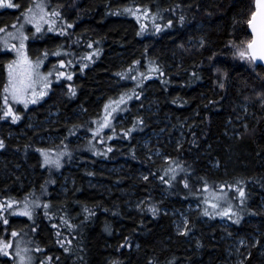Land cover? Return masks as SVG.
Instances as JSON below:
<instances>
[{"label": "trees", "instance_id": "1", "mask_svg": "<svg viewBox=\"0 0 264 264\" xmlns=\"http://www.w3.org/2000/svg\"><path fill=\"white\" fill-rule=\"evenodd\" d=\"M14 2L21 7L0 8V27L18 26L23 22L21 13L37 0ZM45 2L50 7L62 5L58 9L61 26L79 38L81 46L69 57L48 56L42 68L46 72L59 65L60 59L71 60L62 71L70 72L72 80L52 84L37 105L27 109L14 105L21 115L19 121L0 120V139L6 145L0 149V201L39 197L41 205L50 202V218L41 207L32 220L16 215L9 217V225L0 223V231L7 228L4 237L13 244L18 236L29 238L36 264L45 256L53 258L52 264H112L113 260L120 264H224L226 246L219 227L224 221L230 234L258 238V246L248 248L250 255L244 264H259L257 252L264 244V108L257 93L264 92V69L239 56V51H247L251 39L247 25L253 0ZM137 7L139 20L125 11ZM145 9L148 18L143 15ZM168 20L172 25L165 27ZM141 24L146 27L141 29ZM31 27L25 25L29 35L25 43L32 59L59 46L60 37L46 31L47 25L35 37ZM8 51L0 43V93L7 80L6 65L15 58V53L4 54ZM89 54L91 61L83 59ZM83 64L87 67L82 68ZM133 89L139 98L134 96L121 106L124 111L115 114V134L105 129L93 139L89 129L96 126L104 105ZM242 105L253 111L244 129L238 127ZM47 112H57L53 123L28 127L29 117L41 121ZM123 118L125 123L120 124ZM133 124L136 128L125 137L124 131ZM231 128L239 134L234 144L225 137ZM150 133L158 135L157 139L150 137L151 144L171 159L151 160L144 155L141 141ZM49 135L59 137L63 144L48 146L43 140ZM109 146L112 151L103 155ZM40 148L64 149L62 167H46L37 151ZM176 163L184 170L177 169V179L171 184L162 183L159 177ZM62 178L69 183L64 194L59 191ZM238 181H243L239 186L245 189L243 205L235 190ZM205 182L226 194L222 207L230 202L234 212L243 209L239 224L235 216L215 215L220 209L203 203ZM136 201H141V214L128 210ZM188 204L197 209L188 217L187 234L177 235L172 218L163 209H184ZM152 206L158 209L155 215ZM205 208L210 215H203ZM12 230L19 235L11 237ZM62 244L70 251L65 252ZM36 247L43 251L35 252ZM0 264H13V257L0 254Z\"/></svg>", "mask_w": 264, "mask_h": 264}, {"label": "snow or ice", "instance_id": "2", "mask_svg": "<svg viewBox=\"0 0 264 264\" xmlns=\"http://www.w3.org/2000/svg\"><path fill=\"white\" fill-rule=\"evenodd\" d=\"M257 11L252 13V19L248 21V24L253 28V31H257V26H259V35H260V42L259 46L255 44V42L250 43L248 45L251 52L247 51H239V56L241 58L248 57L250 60H264V0H256ZM21 5L15 3L14 0H0V8H20ZM62 5H58L57 7H50L49 4L45 2V0H37L34 4L29 6L21 13V18L23 20L22 23L12 24L11 26L5 25L4 27H0V33H4V37H0V43H2L3 48L9 50L4 54L15 53V58L8 61L7 67V80L3 85L2 93H0V99L3 101V106L0 108V120H8L9 118L13 123L19 121L21 119L20 112L18 110H14V105H23L25 109L29 107L30 104H37L40 100H42L45 96L48 95V91L51 88L53 79L59 80L61 77H66L67 80H72V75L70 73H66L62 71L66 65L70 66L72 64L71 60L67 62L64 59H60L58 64L60 66L57 69L55 66L47 72L41 71V67L44 64V60L47 59L49 56V52L45 50L41 53L40 56L36 57V59H32L29 55L27 50L26 41L29 40V35L25 30V25H32L34 26V32L32 33L35 36L37 33L43 34L45 31V25H47L46 31H59L61 35L65 34L64 28L57 29L56 25V18H62L61 13L58 10ZM126 12L130 13L131 15L136 16L137 20L140 19V16L137 15L139 12V8L137 7L135 10L133 8H126ZM149 10L145 9L143 15L145 18H148ZM20 19V18H18ZM153 20H155V16H153ZM180 20L183 21L184 17L181 16ZM172 20H168L165 27L171 26ZM11 27L13 31H8V28ZM68 28L72 27V24L67 25ZM146 25L141 24V29L145 28ZM157 31H160L161 26L159 24L155 25ZM18 41L19 43H12L11 41ZM92 47L91 44L88 45ZM62 47V46H61ZM61 51L58 49L57 51L51 53V55L61 56ZM69 53H64V55H68ZM85 60H91L92 56L89 54L88 56L84 57ZM136 63H139L138 61ZM83 67H87L86 64L82 65ZM158 71L159 69H154ZM216 71H220L216 69ZM123 77L122 73H117ZM143 75V74H141ZM226 75V74H225ZM131 79L135 80L136 77H130ZM220 88H224V84H219ZM71 94L75 95L74 89H71ZM134 96H136L135 89L132 90L131 94L129 93H122L119 95L117 99L110 100L108 103L104 105V115L102 118L97 119L95 122L96 127L90 128L89 131L93 133V139H97L101 137L104 133L105 129H111L113 134H115V127L112 125V120L115 119L116 113L120 111H124L122 105H125L127 101L131 100ZM259 98V102L262 108H264V92L257 93ZM138 99L139 97L136 96ZM247 99V98H246ZM175 102V101H174ZM140 123H143L141 120ZM136 124H133L132 129H128L124 131V136L127 137L131 134L132 130L136 128ZM75 127V126H74ZM246 127V126H245ZM69 134H73L70 130ZM107 139L111 140L112 136H107ZM100 143H104V139H100ZM63 144V141H61ZM5 141L0 139V149L5 148ZM59 147V146H57ZM68 146L65 145L64 148L66 149ZM95 147L94 145L92 146ZM43 157H44V164L48 165L50 168L55 167L59 169L62 167L61 158L66 154L63 149L58 151L55 156H52L51 153L54 151L53 149H37ZM112 151V147L109 146L107 151L103 153V155H107L108 152ZM96 155H101L99 151H96ZM67 155H71V153H67ZM165 159H171L170 157H165ZM177 169L183 171L184 169L179 163H176L175 167H168L165 170V175L160 176L159 179L164 184H171L172 181L177 179ZM165 177H168L167 179ZM148 176H144V180H148ZM51 183H55V181H51ZM184 187L188 188L189 183L187 178L183 180ZM243 184V181H238L237 185L235 186L236 192L239 194L240 204L243 205L245 202V189L239 185ZM221 187H225L222 185ZM227 187L231 188L233 185H227ZM203 192L206 194V198L203 200L205 205H211L212 209H220L216 211L215 215L225 216L229 219L232 216H235V223L239 224L241 221V217L239 215L240 211H243L242 208L238 209L237 211H233L232 204L227 202V207H222L220 201L224 200L226 194L216 192L209 188V185L205 182L203 184ZM215 200L216 202H213ZM43 207L44 215L49 216V208L50 202H45L41 205L39 197L31 199L29 197H25L23 201H17L13 199H8L5 201H0V223L7 226L9 225V217L11 216H23L27 217L29 220L33 219L34 214L36 213L37 209ZM84 211L91 215V211L85 207ZM150 211H152L153 215H155L158 211L154 206L150 207ZM231 213V215H230ZM7 214V215H5ZM203 215L207 216L210 215L208 208H205L203 211ZM65 224H68V220L65 217L60 218ZM189 223L187 218L184 220V225L186 226ZM54 227H58L54 225ZM69 227H75V225H70ZM179 228V225H178ZM35 229H33L34 231ZM106 231H110V228L106 226ZM7 232V228L4 229ZM188 229L187 227L184 228L183 234H187ZM11 237H17L19 233L16 230H12L10 233ZM60 235L59 233L57 234ZM58 244L60 240L57 239L56 241ZM66 243L70 244L71 241H67ZM241 244L244 243L243 240L240 241ZM259 243V241H257ZM65 252H69L70 249L63 244L61 245ZM123 247V245H121ZM14 248V252L10 251V249ZM43 250L39 247L35 248V252H42ZM0 254L4 256H12L13 257V264H35L36 258L32 254V250L27 247L22 241L17 240L15 244L12 241L7 239V237L0 238ZM58 259V258H57ZM53 258L51 256H45L44 259L39 261V264H52ZM112 264H120L119 261L113 260ZM243 264V261H241Z\"/></svg>", "mask_w": 264, "mask_h": 264}, {"label": "rangeland", "instance_id": "3", "mask_svg": "<svg viewBox=\"0 0 264 264\" xmlns=\"http://www.w3.org/2000/svg\"><path fill=\"white\" fill-rule=\"evenodd\" d=\"M2 9H10L11 10V9H16V8H2ZM60 20H61V18H56L55 27L57 29L63 28L61 26ZM31 28H32V32H34V26L31 27ZM10 31H13V29H11ZM51 35L60 37L59 38L60 40L58 42L59 46L57 48L51 47V49H53L51 53H53V52H55V51H57L59 49L62 54H61V56H55V55H51V53H50L49 54V56H51L50 58H58V59L62 58L64 53H69L67 55V57H69L71 54H73L76 51V49H79L80 46H81V40L79 38H76L74 35H72L70 32H68L66 30H65V34L64 35H61L59 33V31H52ZM13 41H15V40H13ZM63 47L66 48V49H64ZM41 53H43V52H41ZM34 59H36V58H34ZM88 61H91V60H88ZM45 63H46V59L44 60V64ZM44 64L41 67V71H42V68H43ZM53 66H55L57 69L60 68L59 65L54 64V65H52L50 67L49 70H51L53 68ZM65 72L66 73H70V72H67V71H65ZM61 79L65 80L67 78L66 77H61L59 80L53 79L52 84H59ZM32 105H37V104H30L29 107L32 106ZM22 107H23V105H22ZM240 108H241L240 110L242 111V113H241V118L238 120V124H239L238 127L244 129L245 126H246V120L249 119L253 115V111H251L247 105H242V106H240ZM56 115H57V112H47L46 113V117L43 118L41 121H38L35 118H30L29 117L27 119L28 123H29L28 127L29 128H42L44 124H48L50 122L53 123V118ZM103 115H104V111L102 112L100 118H102ZM124 123H125V118L122 119L120 124H124ZM238 135L239 134L236 131H234L233 128L229 129L225 133V137L227 138V140L231 144H234L235 140L238 141V139H239ZM151 136H152L153 139H157L158 138V135H153V134L150 133V136L144 137V139L142 141H141L140 137L137 139L138 143H139V140L141 141V149H142L144 155L146 157L150 158L151 160H155V159H159V160H162V161L165 160V156L160 151V149H158L155 144H153V145L151 144V139H150ZM80 138L83 139L82 137H80ZM43 141L48 146H51L55 142L60 143L61 139L59 137L56 138V137H53V136L49 135V136H46ZM56 153L57 152H52L51 155L55 156ZM43 161H44V158H43ZM45 166L50 168L48 165H45ZM51 168H53V167H51ZM67 183H68L67 182V178H64L63 181H62V187L59 189V191L62 194H64V192L66 191ZM196 209H197L196 205H194V204H190L189 205L188 204L184 209H163V210H164V212L168 213V215L172 218V226H173L174 232L177 235H181V234H183L184 228L186 227L184 225L185 218H187V220H188L189 215L191 213H193ZM128 210L134 211V212H137V213L141 214V212H142V210H141V201H136V202H133L132 204H130V206H128ZM262 210H264V205L262 206ZM203 222L206 223V224L208 223L205 220ZM178 225H179V228H178ZM219 227H220V231L222 233L221 234V240L225 243V246H226V249H225V263L224 264H241V261H243V264H244L245 261L248 259L249 255H250L249 251H248V248L249 247H252V248L257 247L258 246V243H257L258 238L256 236H254V235H248L247 237H244L242 235H238V234H235V233L230 234V231L228 230L229 229L228 228L229 225H228V223H226L224 221L219 222ZM1 230L2 231H0V238L4 237V231H3V229H1ZM17 240L22 241L24 244L27 245L28 248H30L32 250V248L30 247L31 246V241H30L29 238L24 237V236L21 235V236L17 237L16 241ZM241 240L244 241L243 244L240 243ZM11 251L14 252V248L11 249ZM32 254L36 258L33 250H32ZM257 257H258V260L260 261L259 264H264V244H262V246L259 247L258 252H257ZM35 264H36V260H35Z\"/></svg>", "mask_w": 264, "mask_h": 264}, {"label": "water", "instance_id": "4", "mask_svg": "<svg viewBox=\"0 0 264 264\" xmlns=\"http://www.w3.org/2000/svg\"><path fill=\"white\" fill-rule=\"evenodd\" d=\"M253 9H254L253 12L257 11L256 0H253ZM250 19H252V15ZM247 29L251 38L249 44L255 42V44L259 46V42H260L259 26H257V31L255 32L253 31V28L249 24L247 25ZM248 45H247V52L250 53L251 49H249ZM251 61L255 66H259L264 69V60H255V61L251 60Z\"/></svg>", "mask_w": 264, "mask_h": 264}]
</instances>
